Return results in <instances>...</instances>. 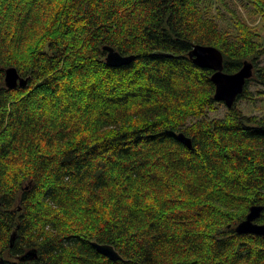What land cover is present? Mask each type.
I'll use <instances>...</instances> for the list:
<instances>
[{
	"label": "trees",
	"instance_id": "trees-1",
	"mask_svg": "<svg viewBox=\"0 0 264 264\" xmlns=\"http://www.w3.org/2000/svg\"><path fill=\"white\" fill-rule=\"evenodd\" d=\"M263 61L264 0H0V264H264Z\"/></svg>",
	"mask_w": 264,
	"mask_h": 264
},
{
	"label": "water",
	"instance_id": "water-1",
	"mask_svg": "<svg viewBox=\"0 0 264 264\" xmlns=\"http://www.w3.org/2000/svg\"><path fill=\"white\" fill-rule=\"evenodd\" d=\"M109 54L107 63L110 66H121L130 63L132 57L122 56L112 48H107ZM196 56L195 63L201 67L209 68L214 71L212 80L216 85V99L223 102L228 108H232L239 95L244 91L246 81L253 75V64L245 62L243 68L234 73L224 72V58L222 53L215 47L197 46L192 52ZM5 84L9 89H15L18 86H26V80L22 78L18 70L14 67L8 68L5 73ZM1 205V201H0ZM262 207L251 209L247 218L236 228L239 234L264 235V224H259L256 220L260 217ZM97 249L108 255L111 259H120V255L112 246L97 245Z\"/></svg>",
	"mask_w": 264,
	"mask_h": 264
},
{
	"label": "rangeland",
	"instance_id": "rangeland-1",
	"mask_svg": "<svg viewBox=\"0 0 264 264\" xmlns=\"http://www.w3.org/2000/svg\"><path fill=\"white\" fill-rule=\"evenodd\" d=\"M264 64V61L263 63ZM252 90V89H251ZM253 91V92H252ZM251 91V94H252V97H253V93L254 95H256L255 91L252 90ZM256 97V96H255ZM248 102V105H246L244 102H242V104L240 105V108L243 109L245 112H251L250 114H252L255 110H258V111H262L260 110V106H263L264 107V103L262 102V99H258L255 104H251L249 101ZM226 106V105H225ZM227 107V106H226ZM218 112L220 113H223V112H226V109L223 107V106H219L217 109H216Z\"/></svg>",
	"mask_w": 264,
	"mask_h": 264
},
{
	"label": "bare ground",
	"instance_id": "bare-ground-1",
	"mask_svg": "<svg viewBox=\"0 0 264 264\" xmlns=\"http://www.w3.org/2000/svg\"><path fill=\"white\" fill-rule=\"evenodd\" d=\"M23 78V77H22Z\"/></svg>",
	"mask_w": 264,
	"mask_h": 264
}]
</instances>
